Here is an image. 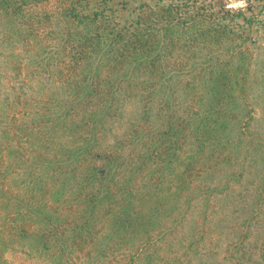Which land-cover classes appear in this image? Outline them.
<instances>
[{"label":"trees","instance_id":"obj_1","mask_svg":"<svg viewBox=\"0 0 264 264\" xmlns=\"http://www.w3.org/2000/svg\"><path fill=\"white\" fill-rule=\"evenodd\" d=\"M195 3L0 0V264H264L254 18Z\"/></svg>","mask_w":264,"mask_h":264},{"label":"rangeland","instance_id":"obj_2","mask_svg":"<svg viewBox=\"0 0 264 264\" xmlns=\"http://www.w3.org/2000/svg\"><path fill=\"white\" fill-rule=\"evenodd\" d=\"M194 3L197 9L201 8L197 12L202 15H208L213 20L216 17L220 18L228 15V11H230V16L244 13L246 18L253 17V26H249L244 19L239 17H234L233 24L230 25H238V35L242 38L236 40V43L244 44V47L248 49L245 58L250 59V62L257 60L264 64V0H194ZM48 6L49 4H45L40 7L45 9ZM1 50H4V48H0ZM1 53L3 52L1 51ZM231 56L228 54L226 59L235 60ZM9 259L14 264H46L42 259L29 256L20 247H17L16 251L9 254Z\"/></svg>","mask_w":264,"mask_h":264}]
</instances>
